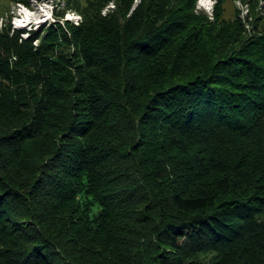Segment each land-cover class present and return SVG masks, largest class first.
Masks as SVG:
<instances>
[{
    "label": "trees",
    "instance_id": "trees-1",
    "mask_svg": "<svg viewBox=\"0 0 264 264\" xmlns=\"http://www.w3.org/2000/svg\"><path fill=\"white\" fill-rule=\"evenodd\" d=\"M198 1L0 26V264H264V16Z\"/></svg>",
    "mask_w": 264,
    "mask_h": 264
},
{
    "label": "rangeland",
    "instance_id": "rangeland-1",
    "mask_svg": "<svg viewBox=\"0 0 264 264\" xmlns=\"http://www.w3.org/2000/svg\"><path fill=\"white\" fill-rule=\"evenodd\" d=\"M140 0H136L135 5ZM88 0H0V26L8 24L19 29H36L53 27L57 22L63 25L70 21L78 25L83 20L82 11L86 8ZM220 0H199L197 11L205 13L214 19L217 5ZM250 1L224 0V17L232 19L236 10H241L242 16H246L251 10ZM114 1H110L104 8L106 13L113 8ZM256 12L264 16V0H256ZM210 9V11H209Z\"/></svg>",
    "mask_w": 264,
    "mask_h": 264
},
{
    "label": "clouds",
    "instance_id": "clouds-1",
    "mask_svg": "<svg viewBox=\"0 0 264 264\" xmlns=\"http://www.w3.org/2000/svg\"><path fill=\"white\" fill-rule=\"evenodd\" d=\"M209 3L211 4V3H214V0H209ZM209 11H210V9H209ZM209 18L211 19V16H209Z\"/></svg>",
    "mask_w": 264,
    "mask_h": 264
}]
</instances>
